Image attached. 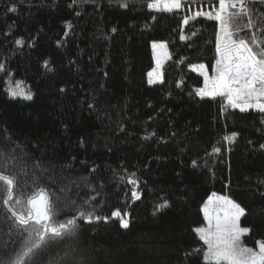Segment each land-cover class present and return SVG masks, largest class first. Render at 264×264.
I'll return each instance as SVG.
<instances>
[{"label":"trees","instance_id":"trees-1","mask_svg":"<svg viewBox=\"0 0 264 264\" xmlns=\"http://www.w3.org/2000/svg\"><path fill=\"white\" fill-rule=\"evenodd\" d=\"M148 2L135 0L125 9L115 0H0V63L7 68L0 72V132L23 151L39 145L58 171L74 169L63 175L102 185L98 215L116 209L130 214L128 229L115 217L85 224L71 264H206L185 253L207 248L193 230L204 227L202 210L212 193L250 213L247 223L241 219L253 228L243 237L245 246L264 239L261 201L253 198L264 192V185L258 187L264 114L242 113L221 97L190 96L204 79L191 64L204 63L215 75L216 26L205 18L191 22L184 33L194 28L199 38L189 46L179 35L182 16L192 13L157 12ZM12 4L18 10L6 12ZM21 37L30 46L15 45ZM153 42L165 43L172 57L162 84L154 86L148 82ZM10 79L22 81L33 100L10 97ZM153 131L155 137L143 138ZM232 132L240 135L229 144L223 138ZM213 147L221 152L208 155ZM133 172L143 181L140 200L131 198L126 183ZM161 197L171 207L153 214Z\"/></svg>","mask_w":264,"mask_h":264},{"label":"snow or ice","instance_id":"snow-or-ice-1","mask_svg":"<svg viewBox=\"0 0 264 264\" xmlns=\"http://www.w3.org/2000/svg\"><path fill=\"white\" fill-rule=\"evenodd\" d=\"M90 2L72 0L73 4ZM115 2L125 9L135 6V0ZM146 7L157 12H191L192 15L182 16L179 35L180 40L190 42L189 46L199 38L197 29L188 28V33H184L191 22L205 18L216 26L215 75L209 74V66L204 63L191 64L192 70L199 71L204 79L203 87L195 88L190 96L200 99L221 97L227 106L242 113L254 110L264 114V0H149ZM17 10L16 4L6 6V12ZM111 32L116 33L117 29L113 27ZM14 43L20 47L30 46L22 37L15 39ZM152 46L167 47L155 42ZM164 56L172 59L167 52ZM160 65L158 54V68ZM44 66L48 67V61ZM0 72L7 74L6 63H0ZM104 75L107 76V72ZM148 76L149 84L158 80L163 82L162 73L156 69ZM22 84V81L10 79L8 95L13 99L33 100L34 94ZM183 84L181 79L176 87ZM88 107L91 109L94 105L90 103ZM120 130L124 131V128ZM239 135L232 132L223 139L231 144ZM155 136L153 131L143 138L147 140ZM259 148L264 150V143ZM220 152V147H213L208 155ZM192 165L197 167V161L193 160ZM73 172L74 169L66 167L58 171L47 154H39V145L23 151L14 139L0 132V264H71L75 254L73 243L79 239L85 224L106 223L115 217L119 218L122 228H130V214L122 213L120 209L112 211L109 216L98 215L97 211L102 207L103 186L86 176L70 178L63 175ZM94 172V168L90 170V174ZM126 183L132 185L131 198L140 200L138 189L143 181L133 172L126 178ZM261 185H264V179L258 181V187ZM253 198L261 201L259 214L264 217V192ZM170 207L169 200L161 197L154 205L153 214ZM203 213L207 226L193 231L207 248L186 252L185 257L201 256L206 264H264V239L255 242L257 247L243 243L242 238L253 232L252 227L241 224V219L247 223L250 215L246 207L228 196L212 193Z\"/></svg>","mask_w":264,"mask_h":264},{"label":"rangeland","instance_id":"rangeland-1","mask_svg":"<svg viewBox=\"0 0 264 264\" xmlns=\"http://www.w3.org/2000/svg\"><path fill=\"white\" fill-rule=\"evenodd\" d=\"M154 43V42H153ZM153 43H152V45H153ZM155 43H157V44H159V42H155ZM165 44V43H164ZM151 45V49H152V51H153V54H154V61H155V66H154V68H153V70L154 69H156L157 71H160L161 73H162V80H163V77H164V72H163V69H164V65L167 63V62H169V59H167L165 56H164V52H167V53H169L170 54V52H169V50H167V48L166 49H160V48H153V46ZM160 55V60H161V65H160V67L158 68V66H157V55ZM152 70V71H153ZM151 71V72H152ZM193 71V70H192ZM195 73H198V74H200L199 73V71H194ZM210 74V73H209ZM149 79H150V77H148ZM157 84H162L159 80L156 82V83H153V84H151L152 86H154V85H157ZM208 98V97H207ZM203 211V210H202ZM204 214V213H203ZM242 221V220H241ZM204 222H205V225H204V227L205 226H207V220H206V218H205V216H204ZM243 239V238H242Z\"/></svg>","mask_w":264,"mask_h":264}]
</instances>
